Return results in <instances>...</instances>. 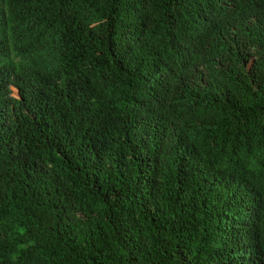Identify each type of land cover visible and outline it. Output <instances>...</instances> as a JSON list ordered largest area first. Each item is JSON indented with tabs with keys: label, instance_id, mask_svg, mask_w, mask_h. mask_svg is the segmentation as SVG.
Here are the masks:
<instances>
[{
	"label": "trees",
	"instance_id": "1",
	"mask_svg": "<svg viewBox=\"0 0 264 264\" xmlns=\"http://www.w3.org/2000/svg\"><path fill=\"white\" fill-rule=\"evenodd\" d=\"M0 264H264V0H0Z\"/></svg>",
	"mask_w": 264,
	"mask_h": 264
}]
</instances>
